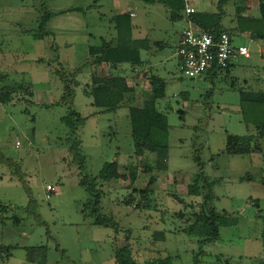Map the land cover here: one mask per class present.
<instances>
[{
    "label": "rangeland",
    "instance_id": "374dc122",
    "mask_svg": "<svg viewBox=\"0 0 264 264\" xmlns=\"http://www.w3.org/2000/svg\"><path fill=\"white\" fill-rule=\"evenodd\" d=\"M119 2L135 14L133 39L149 41V49L142 52L143 60L149 63L147 70L151 68L166 82L165 97L157 107L167 116L170 127L167 171L153 173L158 178L157 185L147 207L139 210L123 202L134 187L146 188L152 174L144 171L145 164L153 163L156 156L147 153L142 158L135 157L129 106H140L142 98H151L150 79L144 76L142 88L131 78V86L144 95H137L135 102L129 99L116 113L97 115L92 99L84 94L94 74L93 67H86L88 50L100 46L102 38L110 41L117 37L113 20ZM43 3L55 14L48 26L52 36L37 41L31 32L38 27V10ZM190 4L198 12L209 7L206 0H190ZM75 8L83 11L62 14ZM235 8L236 4L230 3L223 18L224 26L232 33ZM183 16L188 15L184 12ZM186 17L173 20L165 6L140 0H0V95L7 88L29 89L15 92L10 103L0 102V153L20 164L32 189L39 220L44 223L39 225L26 210L28 195L12 179L9 169L0 166V205L7 207L6 213L0 211V248H14L11 257L0 258V264H41L40 258L29 262L27 250L43 247L48 249L46 264H116V249L125 245L127 235L132 236L129 242L140 264L168 257L172 264H195L199 239L186 229L187 216L199 210L188 205L203 201L202 197L187 195L188 184L199 173L193 159L196 145H203L206 176L217 181L214 207L238 218V226L221 230L219 242L203 246L206 254L200 264L264 262V242L257 228L259 215L264 213V189L255 182L241 180L250 177L257 181L256 177L262 176L264 153L245 157L224 153L227 135H257L255 126L247 124L241 113L239 89L264 91L262 50L258 42L236 36L234 42L247 45L255 64L238 65L232 77L224 72L214 80H191L180 71L177 57L180 35L188 29ZM80 68L75 110L88 118L80 134L81 153L86 159L83 175L98 177L107 163H117L122 171L132 165L138 169L134 185L124 180L100 182L105 192L102 212L120 225L119 233L94 226L93 220L82 213L89 197L79 185L81 171L69 151V130L62 122L68 109L57 105L64 85L56 74L57 70L74 72ZM144 68L140 70L146 72ZM124 69L127 75L131 72L129 66ZM233 75L241 81L234 87ZM259 144L264 150V140ZM225 169L231 175L224 179ZM48 185L56 191L49 193ZM254 194L261 198L260 207L255 205L256 199H248ZM135 197L136 203L140 197ZM180 214L186 218L178 217ZM158 231L165 233L163 240L153 237Z\"/></svg>",
    "mask_w": 264,
    "mask_h": 264
},
{
    "label": "trees",
    "instance_id": "16d2710c",
    "mask_svg": "<svg viewBox=\"0 0 264 264\" xmlns=\"http://www.w3.org/2000/svg\"><path fill=\"white\" fill-rule=\"evenodd\" d=\"M146 3H156L154 0H144ZM219 13L205 14L195 13L188 14L191 21L194 22L200 29L206 33L218 36L222 33H227L232 38L230 30L226 29L222 24V17L226 15L225 6L230 1L237 2L238 0H215ZM248 2L250 0H242ZM163 6L171 12L173 20L180 19L186 11V0H160ZM83 9L75 8L64 11L68 12H82ZM238 11V8H237ZM260 18L258 20L246 21L243 19V11H238L237 23L247 22L252 24L251 35L255 40L264 39V32L259 35L256 31L264 26V0H260L259 5ZM38 27L32 31V36L35 40L41 41L49 36L52 32L48 29L49 23L53 16L52 12L48 10L45 3L42 4L41 9L38 10ZM115 30L117 37L106 41L101 39L100 46L90 47L88 50L89 61L86 67H93L94 74L91 77V84L88 85L84 91L86 97L92 99V105L99 111V113H116L125 103L135 95V88L128 84V78L131 74H125V66L131 68V72L143 69L145 61L142 57V52L149 49V41L134 40L133 39V25L131 17L128 14L118 15L114 18ZM239 26V25H238ZM231 64L226 69L210 70L204 77H217L222 73H228ZM82 72V68L69 72L64 69L57 70L56 74L60 77L64 88L63 95L58 106L68 109L67 115L62 119L63 124L69 130V138L67 141L71 144L70 154L74 162L78 165L81 173L79 185L88 194V201L84 204L82 213L86 218L93 220L92 224L98 227H104L114 230L116 233L121 232L120 225L114 218L106 216L102 212V201L105 197V192L102 190L101 183H110L115 180L130 181L134 185L138 179L137 166L132 165L122 171L117 163L105 164L103 170L98 177H91L83 175L85 170L86 159L82 155V142L80 134L86 127L88 118L83 117L75 110L76 89L80 86L78 75ZM130 72V73H131ZM148 73L149 76H148ZM146 78L149 77L151 84V98L143 102L140 106H129V118L132 128V137L135 143V157L142 158L145 154L150 153L156 156V160L151 164H145L144 171L151 172L149 182L146 188H133L132 193L123 202L125 206L133 207L136 210L145 209L147 202L150 201L149 196L154 192L157 185V177L154 176L156 171H167V160L169 153L168 134L169 123L165 114L158 110V102L165 97L166 82L160 77L154 75L152 71H146ZM1 78V77H0ZM8 90L1 93L0 102L10 103L13 101L14 93H20L23 89L28 92L29 89L21 86L18 89L7 88ZM241 98V109L245 122L252 124L258 131L257 136H236L227 135V144L224 153L232 156H249L252 153L261 151L262 147L259 141L264 139V93L248 92L239 89ZM131 101V100H130ZM184 114V112H182ZM203 145H196L194 153V161L196 162L199 173L194 181L187 186V195L189 197H202L203 201L197 204H190L188 207H198L191 215L187 216L188 229L186 232L199 239L200 249L195 254V264H200V258L205 256L203 250L204 245L214 244L221 240V230L226 227L235 226L238 224V218L234 217L227 211L219 212L214 207L216 196L214 188L217 181H213L206 176L205 163L203 161ZM0 166L7 167L11 173L12 179L17 180L30 201L26 208L28 212L38 220L39 225H43V221L39 220L40 216L37 214V206L33 198V192L29 186L26 176L22 171L20 164L4 157L0 153ZM250 177H243L241 180H250ZM177 186V181L174 182ZM264 185V180L262 181ZM139 195L140 200L135 203L136 197ZM173 196L180 202L184 201L179 198L177 194ZM1 214L7 212V207L0 205ZM185 219V214L177 215ZM20 220L16 219V224ZM130 233V232H128ZM161 236V237H160ZM132 236H125L126 243L121 248H117L115 252L116 264H140L133 256V249L129 242ZM153 237L157 239H164V232H155ZM160 237V238H159ZM13 247L0 248V258L11 257ZM27 260L29 262H36L40 258L41 264H46V257L48 249L46 247L37 249H28ZM221 258L218 257V261ZM151 264H172V258L159 259ZM264 264V262L260 263Z\"/></svg>",
    "mask_w": 264,
    "mask_h": 264
},
{
    "label": "crops",
    "instance_id": "0c3cea01",
    "mask_svg": "<svg viewBox=\"0 0 264 264\" xmlns=\"http://www.w3.org/2000/svg\"><path fill=\"white\" fill-rule=\"evenodd\" d=\"M140 1H144V0H140ZM156 3H150V4H152V5H156V4H161L159 1L160 0H154ZM206 1H208L209 2V7H207L206 9H205V11H201V12H198L196 9H195V7H193L191 4H190V0H186V11H187V9H193V10H195V12L193 13V14H195V13H205V14H212V13H219V10H218V8H217V6H216V1L215 0H206ZM251 1H254V3H250ZM145 2V1H144ZM188 2H189V5H188ZM243 1L242 0H238L237 2H235V1H230L226 6H225V8H224V10H225V12H226V15H223V17H222V24H223V18L225 17V16H227V10H226V8H227V6L230 4V3H235L236 4V11H235V16H236V18H235V22L233 23V28H234V32L232 33L231 31H229L230 32V34H231V36H232V40H233V43L236 45V46H245V47H247V45L246 44H236L235 42H234V37H236V36H242L243 38H248V39H252V40H254V41H256V42H258V45L260 46V48H261V50H262V54H261V61L262 62H264V39H262V40H255V39H253V37H252V35H251V29H252V24H251V22L250 23H248L247 24V22H242L243 24L241 25V23L239 24V22L237 23V15H238V11H240V12H242L243 11V14H242V16H243V19L244 20H246V21H251V20H258L259 18H260V11H259V5H260V0H250V1H248V2H243V4L244 5H238L237 3H242ZM128 3H130V2H128ZM149 4V3H148ZM162 5V4H161ZM118 12H117V14L115 15V16H118V15H123V14H128L130 17H131V20L132 19H134L135 18V14H134V12L132 11V9H124L125 8V6L124 5H122L120 2H119V4H118ZM237 8H238V11H237ZM185 11V12H186ZM187 13V12H186ZM63 14V13H62ZM188 15V14H187ZM185 17L186 16H182V17H180V19H185ZM186 19H187V21H188V28H193V29H200V27H198L194 22H192L191 21V18L189 17V16H187L186 17ZM239 25V26H238ZM223 26H224V24H223ZM226 29H228L227 27H225ZM230 28V27H229ZM228 30H230V29H228ZM264 32V26H263V29L262 28H260V29H258L257 31H256V34H260L261 32ZM262 32V33H263ZM181 36V35H180ZM33 37V36H32ZM116 38V37H115ZM103 39V38H102ZM114 39V38H113ZM107 41V40H106ZM137 41H139V40H137ZM248 48V47H247ZM145 61V60H144ZM146 63H145V68L144 69H146V71H147V68H146V65H148L149 63H148V61H145ZM230 64H231V67H230V69H229V72L228 73H226L227 74V77H232V74H231V72L233 73L234 71H235V69H236V67L238 66V65H241V64H244V65H246V66H249V67H251L253 64H255V60H254V58H252L251 56H249V57H243V56H235L232 60H231V62H230ZM151 67V66H150ZM264 68V67H263ZM149 70L151 71V68H149ZM95 71V70H94ZM141 71H143V72H141ZM95 73V72H94ZM129 74H131V76L128 78V84L131 86V84H130V79L131 78H133L134 79V81H133V83L134 84H136V85H141L142 86V88L144 87L143 85L144 84H141V83H144V81H142L145 77V75H146V72H144V70H136V71H134V73H130L129 72ZM220 77V75H218L217 77H211V78H209V77H207V78H209L210 80H214V79H218ZM241 81H240V78L238 77V76H234L233 75V87L234 86H236V84H239ZM131 83H132V81H131ZM243 83H247V81L245 80ZM132 87H134V86H132ZM135 88V87H134ZM141 88V89H142ZM240 89H243V88H240ZM243 90H245V89H243ZM135 95L134 96H132L131 98H129L130 100H131V102H135V98H136V96L137 95H141V97H143V95H144V92H142V90H138V88H135ZM245 91H248V92H254V93H264V91H262V90H260V91H250V90H245ZM146 100H148V99H145V98H142V101H141V103H143V102H145ZM240 110H241V113H242V109L240 108ZM99 112V111H98ZM257 130V129H256ZM257 135H258V131H257ZM257 135H255V136H257ZM262 140H264V139H262ZM262 140H260L259 141V143L262 141ZM263 153H264V150H263V148L261 149V151H257L256 153H252V154H250L249 156H251V155H254V154H260V155H263ZM230 156H232V155H230ZM242 157H245V156H242ZM229 175H231L230 174V172H229V170L228 169H225L224 171H223V177L222 178H227ZM241 178V177H240ZM256 179H257V181H254L252 178L249 180L250 182H255L256 183V185L258 186V187H260V188H262V189H264V185L262 184V181L264 180V173H263V169H262V176H260V177H256ZM222 180V179H221ZM262 196H264V194L262 195ZM250 201H252V200H254V199H256L255 201H257L256 202V206L257 207H260V201L258 200V199H261V198H259V197H257L255 194L254 195H251L249 198H248ZM262 210H260V212H261ZM239 215H241L242 216V213H240ZM259 221H258V226H257V228H258V232H261V237L260 238H262V240H263V242H264V213H263V211L261 212V214L259 215ZM235 226H238V224L237 225H235Z\"/></svg>",
    "mask_w": 264,
    "mask_h": 264
},
{
    "label": "built area",
    "instance_id": "2783aa9c",
    "mask_svg": "<svg viewBox=\"0 0 264 264\" xmlns=\"http://www.w3.org/2000/svg\"><path fill=\"white\" fill-rule=\"evenodd\" d=\"M235 56L249 57L250 53L247 47L236 46L227 33L213 36L201 29H185L177 48L180 71L191 80L203 78L210 70L226 69ZM47 191L54 193L56 188L48 185Z\"/></svg>",
    "mask_w": 264,
    "mask_h": 264
}]
</instances>
